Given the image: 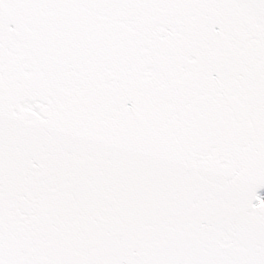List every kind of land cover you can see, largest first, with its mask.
Instances as JSON below:
<instances>
[{
  "label": "snow or ice",
  "instance_id": "1",
  "mask_svg": "<svg viewBox=\"0 0 264 264\" xmlns=\"http://www.w3.org/2000/svg\"><path fill=\"white\" fill-rule=\"evenodd\" d=\"M0 264H264V0H0Z\"/></svg>",
  "mask_w": 264,
  "mask_h": 264
}]
</instances>
